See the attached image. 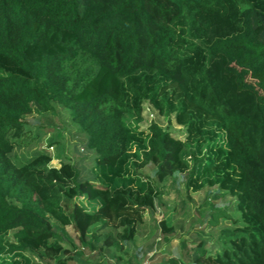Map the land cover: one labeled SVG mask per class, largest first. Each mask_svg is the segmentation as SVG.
<instances>
[{
	"label": "trees",
	"instance_id": "1",
	"mask_svg": "<svg viewBox=\"0 0 264 264\" xmlns=\"http://www.w3.org/2000/svg\"><path fill=\"white\" fill-rule=\"evenodd\" d=\"M145 103L169 126L140 129ZM60 108L91 170L44 151L16 165L26 115ZM176 174L241 213L183 264H264V0H0V264H76L53 220L124 250Z\"/></svg>",
	"mask_w": 264,
	"mask_h": 264
},
{
	"label": "rangeland",
	"instance_id": "2",
	"mask_svg": "<svg viewBox=\"0 0 264 264\" xmlns=\"http://www.w3.org/2000/svg\"><path fill=\"white\" fill-rule=\"evenodd\" d=\"M67 114L65 109L60 108L46 114L26 115L30 132L26 140L29 144L15 147L11 153L14 163L21 165L36 153L44 151L52 156L53 165L59 166L61 162L70 161L78 163L85 172L90 171L93 166L92 153L85 149V136L75 135V127ZM152 121L164 127L170 124L167 118L145 103L143 120L138 123V127L146 129ZM171 124L173 132L183 137L181 127L175 121ZM140 171L157 181L156 167L152 163L146 164ZM186 182L187 174H176L159 183L161 198L152 209L147 210L145 221L138 226L137 234L124 250L113 247L98 253L97 249H83L69 226H62L53 220L58 239L82 251L76 264H175L174 261L183 264L191 259L189 254L197 238L205 243L207 249H212L217 244L220 229L233 225V220L241 218L235 196L218 190L217 186H206L194 192L186 188ZM217 216L219 223H210L212 221L208 218L217 219ZM162 219H166L174 228L167 237L160 225ZM118 257L120 261H117Z\"/></svg>",
	"mask_w": 264,
	"mask_h": 264
},
{
	"label": "built area",
	"instance_id": "3",
	"mask_svg": "<svg viewBox=\"0 0 264 264\" xmlns=\"http://www.w3.org/2000/svg\"><path fill=\"white\" fill-rule=\"evenodd\" d=\"M53 148V146H51ZM122 264H125V263H122Z\"/></svg>",
	"mask_w": 264,
	"mask_h": 264
}]
</instances>
